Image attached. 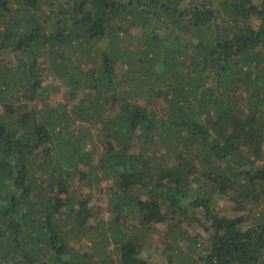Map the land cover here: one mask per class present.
<instances>
[{
	"label": "trees",
	"instance_id": "obj_1",
	"mask_svg": "<svg viewBox=\"0 0 264 264\" xmlns=\"http://www.w3.org/2000/svg\"><path fill=\"white\" fill-rule=\"evenodd\" d=\"M263 146L264 0H0V264H264Z\"/></svg>",
	"mask_w": 264,
	"mask_h": 264
},
{
	"label": "rangeland",
	"instance_id": "obj_2",
	"mask_svg": "<svg viewBox=\"0 0 264 264\" xmlns=\"http://www.w3.org/2000/svg\"><path fill=\"white\" fill-rule=\"evenodd\" d=\"M63 94V92L61 91ZM56 100L62 102V95L58 94L56 95ZM61 99V100H60ZM264 162V146H263V154L261 156V159H258L257 164L261 165ZM211 211L214 213H220L223 216H226L228 218H235L237 216V213L233 210V204L229 203L226 201L223 197L216 195L214 197L213 204L210 206ZM256 215H264V199L260 203L259 207L257 209H254L253 212L251 213V216H256ZM201 221H203L201 219ZM197 230H200L197 225ZM160 237L157 236L156 240H159ZM161 246V245H160ZM157 246L154 247V245H150L149 248L143 253V258L147 259L151 262V264H169V263H174V260L169 262V256H164L160 253L159 248L156 249ZM172 259V258H171Z\"/></svg>",
	"mask_w": 264,
	"mask_h": 264
}]
</instances>
